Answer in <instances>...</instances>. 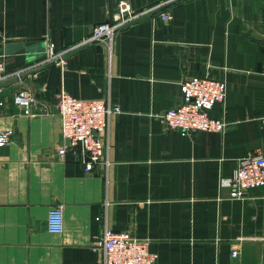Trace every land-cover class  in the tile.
<instances>
[{
	"label": "crops",
	"instance_id": "crops-1",
	"mask_svg": "<svg viewBox=\"0 0 264 264\" xmlns=\"http://www.w3.org/2000/svg\"><path fill=\"white\" fill-rule=\"evenodd\" d=\"M121 1L0 0V63L27 68L0 91V129L12 130L0 146V264H100L105 225L148 238L156 264H264V185L242 197L220 186L241 157L264 156V0H124L146 12L115 31L109 54L102 41L71 49ZM48 44L64 66L41 65ZM205 74L226 81L209 111L225 131L165 128L158 114L181 102V81ZM17 89L32 94L29 113ZM61 92L118 105L107 166L57 157ZM56 205L59 234L46 228Z\"/></svg>",
	"mask_w": 264,
	"mask_h": 264
},
{
	"label": "built area",
	"instance_id": "built-area-1",
	"mask_svg": "<svg viewBox=\"0 0 264 264\" xmlns=\"http://www.w3.org/2000/svg\"><path fill=\"white\" fill-rule=\"evenodd\" d=\"M171 1V0H169ZM173 1V0H172ZM144 10L134 11L124 0L119 2L118 11L113 21H105L92 28L89 37L84 38L71 49L83 46L95 40L102 41L110 53L115 31L135 20ZM163 20H170L169 11L160 13ZM62 62V52H56L52 44H48L41 65ZM27 68L6 71L0 63V91L4 81L11 77H21ZM31 73L29 76H34ZM182 100L173 107L158 114L160 122L167 129L179 131L181 134H194L199 131H225L227 123L222 118L210 116L209 111L217 102L223 103L226 97V81L209 75L188 76L181 81ZM15 102L22 106L26 113L34 102L32 94L24 89H17ZM1 104V102H0ZM119 111L117 104L106 98H81L67 92L57 96L56 111L60 120V132L68 140L57 150V157L63 159L70 150L79 152L83 169L91 171L96 164L107 166V145L102 135L107 131L111 117ZM11 129H0V146L9 143ZM264 185V156L250 153L241 157L231 176L221 177L220 186L229 187L232 197H242L254 187ZM105 204L107 202L105 201ZM49 232L59 234L64 229V217L61 205L53 206L46 218ZM93 249L99 254L100 264H156L157 256L149 250V239L138 238L128 231H115L105 225L100 239L93 243ZM237 248L232 255H237Z\"/></svg>",
	"mask_w": 264,
	"mask_h": 264
},
{
	"label": "water",
	"instance_id": "water-1",
	"mask_svg": "<svg viewBox=\"0 0 264 264\" xmlns=\"http://www.w3.org/2000/svg\"><path fill=\"white\" fill-rule=\"evenodd\" d=\"M100 40L98 39V40H95L94 42H99Z\"/></svg>",
	"mask_w": 264,
	"mask_h": 264
}]
</instances>
